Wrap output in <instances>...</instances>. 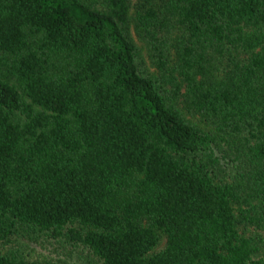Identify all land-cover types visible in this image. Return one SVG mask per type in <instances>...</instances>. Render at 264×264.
I'll return each instance as SVG.
<instances>
[{"label": "trees", "instance_id": "obj_1", "mask_svg": "<svg viewBox=\"0 0 264 264\" xmlns=\"http://www.w3.org/2000/svg\"><path fill=\"white\" fill-rule=\"evenodd\" d=\"M42 237L264 264V0H0V264Z\"/></svg>", "mask_w": 264, "mask_h": 264}, {"label": "rangeland", "instance_id": "obj_2", "mask_svg": "<svg viewBox=\"0 0 264 264\" xmlns=\"http://www.w3.org/2000/svg\"><path fill=\"white\" fill-rule=\"evenodd\" d=\"M37 238H27L14 241V248L21 250L30 261L38 264H101L87 250L80 246L72 247L60 240L48 241ZM165 237L161 236L156 250L162 249Z\"/></svg>", "mask_w": 264, "mask_h": 264}]
</instances>
